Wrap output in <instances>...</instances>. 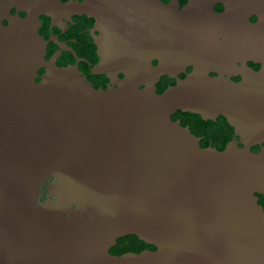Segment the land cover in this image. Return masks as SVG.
Returning a JSON list of instances; mask_svg holds the SVG:
<instances>
[{"label":"water","instance_id":"95a60500","mask_svg":"<svg viewBox=\"0 0 264 264\" xmlns=\"http://www.w3.org/2000/svg\"><path fill=\"white\" fill-rule=\"evenodd\" d=\"M58 10L104 28L117 87L45 60L40 16ZM248 63L264 66V0H0V264H264V72ZM177 112L225 118L246 148H202ZM127 236L156 250L110 254Z\"/></svg>","mask_w":264,"mask_h":264},{"label":"flooded vegetation","instance_id":"af4514ba","mask_svg":"<svg viewBox=\"0 0 264 264\" xmlns=\"http://www.w3.org/2000/svg\"><path fill=\"white\" fill-rule=\"evenodd\" d=\"M33 1V0H30ZM63 5L80 4L85 0H58ZM193 0H161L166 6H177L179 9H184ZM213 10L222 14L226 11L223 4H216ZM12 15L19 14L21 18H25L27 14L18 11L16 8L10 10ZM257 17L250 18L251 23H256ZM41 27L39 35L46 43L45 60L48 63H55L60 68L76 69L90 84L96 89H108L117 87V78L111 77L106 72H101L100 64L103 63L104 52L102 46L110 43L108 34L93 18L85 15H77L70 12L57 11L56 13L43 14L40 16ZM5 26L8 25L4 21ZM158 63L153 62L156 66ZM248 67L257 73L264 72V66L257 63H249ZM44 70L40 71V75L44 74ZM192 69L187 70V74L191 73ZM215 77L216 75H212ZM120 80L124 76L119 74ZM185 75L180 74L177 77H163L156 84L158 94L163 93L170 86H174L178 79H184ZM231 80L239 83L243 81L241 75L231 77ZM39 82V80L37 81ZM172 120L180 122L181 126L188 127L193 135L200 139L202 148H213L218 151H224L232 144L238 148H246L247 141L237 136L235 130L229 126L226 119L218 117L213 122V126L209 129L199 125L196 116H189L182 112H177L172 116ZM207 120L206 122H209ZM207 127V126H206ZM207 129V130H206ZM207 131V134L200 132ZM199 132V133H198ZM249 143V142H248ZM250 151L253 154L259 155L264 153V140L256 144H252ZM51 178L42 187V195L39 198L40 204L46 202L49 198L47 186L53 182ZM258 204L264 210V194H256ZM155 247L148 245L139 240L136 236H127L117 241L116 245L110 249V254L114 256H122L124 254L133 253L140 254L147 251H155Z\"/></svg>","mask_w":264,"mask_h":264},{"label":"trees","instance_id":"16d2710c","mask_svg":"<svg viewBox=\"0 0 264 264\" xmlns=\"http://www.w3.org/2000/svg\"><path fill=\"white\" fill-rule=\"evenodd\" d=\"M189 116H196V118L198 119V122H199V125L200 126H202V127H204V128H207V129H209L211 126H213V122H211V121H209V122H206V121H204L200 116H198V115H192V114H189ZM207 126V127H206ZM206 129V130H207ZM199 133V132H198ZM200 133H204V134H207V131L205 132V131H202V132H200ZM135 237V236H134Z\"/></svg>","mask_w":264,"mask_h":264},{"label":"bare ground","instance_id":"6f19581e","mask_svg":"<svg viewBox=\"0 0 264 264\" xmlns=\"http://www.w3.org/2000/svg\"><path fill=\"white\" fill-rule=\"evenodd\" d=\"M26 1V0H25ZM23 3H24V1H23ZM249 64V63H248Z\"/></svg>","mask_w":264,"mask_h":264}]
</instances>
